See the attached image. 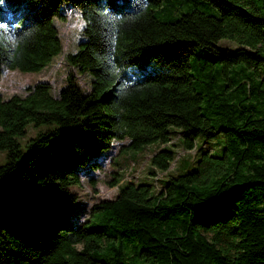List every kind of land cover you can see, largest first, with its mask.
Masks as SVG:
<instances>
[{"label":"trees","instance_id":"1","mask_svg":"<svg viewBox=\"0 0 264 264\" xmlns=\"http://www.w3.org/2000/svg\"><path fill=\"white\" fill-rule=\"evenodd\" d=\"M68 5L84 25L65 52ZM61 56L59 92H0V264H264V0H0V76ZM31 125L48 128L24 148ZM157 141L161 187L116 179L73 219L83 168ZM178 145L196 159L169 173Z\"/></svg>","mask_w":264,"mask_h":264},{"label":"rangeland","instance_id":"2","mask_svg":"<svg viewBox=\"0 0 264 264\" xmlns=\"http://www.w3.org/2000/svg\"><path fill=\"white\" fill-rule=\"evenodd\" d=\"M69 9H65L67 20H56L59 27L60 34L64 40L65 52L75 51L78 46L80 31L84 25L78 9L72 5H68ZM196 7L207 11L214 12L213 8H209L207 4L198 2ZM173 9V8H172ZM180 14L179 12H170L165 10L159 16L161 19L166 20L173 18ZM223 47H230L231 49L237 48L239 45L229 39H222L219 43ZM69 68L63 63V56L55 58L54 61L45 69L40 72H21L19 70H4L0 76V92L4 96L9 97L14 93L27 94L28 87L34 85L39 81H50L53 86L54 93L59 92L60 88L65 85V77ZM81 84L88 87L86 76H79ZM47 126H40L39 128L31 125L28 127V132L25 137L21 138L23 147L25 143L38 134L41 130H46ZM222 139L221 136L216 138H206L203 135L197 137L199 143H203L206 148L215 150L218 146L216 141ZM178 141V140H177ZM125 142H128L125 141ZM123 142V143H125ZM160 142H154L140 148L124 149L122 145L116 143L112 152L108 155H102L104 166L100 169H92L85 167L81 170V183L73 185L71 191L77 195V202L71 205L70 209L73 213V219L78 222H83L91 217L93 206L104 199H113L119 192V185L123 181L132 180L135 182L155 183L159 188L162 186V179L167 177L166 172H159L156 175L152 174L155 168L150 162V157L162 147ZM167 146H170L167 144ZM177 151L175 159L169 167V173H178L182 169V163L185 160H195L196 151L183 148L181 145L174 147ZM6 161V150H0V162ZM121 179L120 183L115 184L116 179ZM96 182V183H93Z\"/></svg>","mask_w":264,"mask_h":264},{"label":"built area","instance_id":"3","mask_svg":"<svg viewBox=\"0 0 264 264\" xmlns=\"http://www.w3.org/2000/svg\"><path fill=\"white\" fill-rule=\"evenodd\" d=\"M125 141H126V140L122 141V143L125 142ZM119 143H120V142H119ZM191 150L193 151V149H190V151H191ZM194 151H196V148H194ZM164 172H166V171H164Z\"/></svg>","mask_w":264,"mask_h":264}]
</instances>
